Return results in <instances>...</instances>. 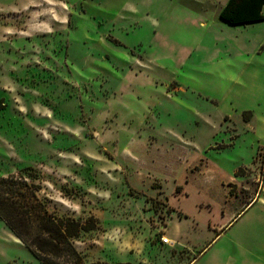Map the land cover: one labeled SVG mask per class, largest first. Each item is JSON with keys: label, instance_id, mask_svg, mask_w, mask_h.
Segmentation results:
<instances>
[{"label": "rangeland", "instance_id": "1", "mask_svg": "<svg viewBox=\"0 0 264 264\" xmlns=\"http://www.w3.org/2000/svg\"><path fill=\"white\" fill-rule=\"evenodd\" d=\"M21 172L50 212L95 218L89 264H264V23L0 0V177ZM0 264H41L1 218Z\"/></svg>", "mask_w": 264, "mask_h": 264}, {"label": "trees", "instance_id": "2", "mask_svg": "<svg viewBox=\"0 0 264 264\" xmlns=\"http://www.w3.org/2000/svg\"><path fill=\"white\" fill-rule=\"evenodd\" d=\"M263 5L264 0H229L220 17L230 24L260 21ZM37 179L22 172L0 177V218L41 264H89L74 240L97 227L95 218L84 222L50 212Z\"/></svg>", "mask_w": 264, "mask_h": 264}, {"label": "crops", "instance_id": "3", "mask_svg": "<svg viewBox=\"0 0 264 264\" xmlns=\"http://www.w3.org/2000/svg\"><path fill=\"white\" fill-rule=\"evenodd\" d=\"M209 5L216 9L217 11V15L220 16V13L222 11V9L227 5V3L229 2V0H207ZM201 3V2H200ZM202 10H208L207 7H201ZM263 11H264V5H263ZM221 18V17H220ZM222 19V18H221ZM223 20V19H222ZM224 21V20H223ZM226 22V21H225ZM264 23V19L263 20H260V21H252V22H247V23H239V24H231V25H238V26H251V25H254V24H257V23ZM203 24H207L206 21H203L202 22ZM228 23V22H227ZM230 24V23H229ZM254 200V199H253ZM251 203V202H250ZM250 203L247 205L249 206ZM196 259V258H195ZM195 259H193L189 264H191Z\"/></svg>", "mask_w": 264, "mask_h": 264}, {"label": "bare ground", "instance_id": "4", "mask_svg": "<svg viewBox=\"0 0 264 264\" xmlns=\"http://www.w3.org/2000/svg\"><path fill=\"white\" fill-rule=\"evenodd\" d=\"M165 240H166L167 242H170V241H171V240L169 239V237H166Z\"/></svg>", "mask_w": 264, "mask_h": 264}]
</instances>
